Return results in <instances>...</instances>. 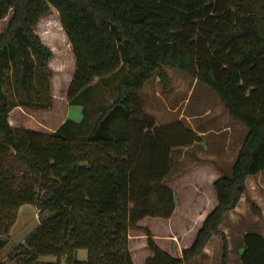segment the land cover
<instances>
[{
  "label": "trees",
  "instance_id": "trees-1",
  "mask_svg": "<svg viewBox=\"0 0 264 264\" xmlns=\"http://www.w3.org/2000/svg\"><path fill=\"white\" fill-rule=\"evenodd\" d=\"M70 47L74 74L66 119L44 135L12 128L16 108L52 109L51 51L34 33L51 10ZM0 252L19 209L37 210L39 225L0 264H133L128 232L137 229L153 255L145 264H191L245 193L248 177L264 174V0H0ZM164 69L213 94L246 133L229 175L212 183L216 206L191 245L175 258L160 249L145 218L169 220L175 196L167 187L171 152L201 139L180 122L156 129L140 92ZM116 96L92 105L91 90L116 74ZM78 251L86 261L76 260ZM50 258L53 262H43ZM240 264H264V240L242 238Z\"/></svg>",
  "mask_w": 264,
  "mask_h": 264
},
{
  "label": "rangeland",
  "instance_id": "rangeland-1",
  "mask_svg": "<svg viewBox=\"0 0 264 264\" xmlns=\"http://www.w3.org/2000/svg\"><path fill=\"white\" fill-rule=\"evenodd\" d=\"M5 24L6 20L0 23V31L5 27ZM34 33L52 53V58L48 63V67L53 74L51 80L52 109L47 112L14 109L10 113L8 120L12 128L50 135L68 117L71 121L79 123L83 116L81 112L82 107H68L67 105L66 93L74 74V62L68 42L61 30L58 14L52 9L47 16L39 21ZM164 72L168 78L169 89L164 91L159 80H157L158 75L154 74L153 78L148 82L149 88L152 92L157 91L159 98L148 99L146 101L142 99L144 111L154 117L158 124H173V122H176L180 118L181 121L179 122L186 129L192 126L197 130H211L201 138L200 143L189 148L175 149L171 152L174 169L166 183L169 184L171 182V187L176 193L175 204H177V214H175L176 216L173 218L171 224L177 227L175 231H179L181 234L183 232L182 235L176 236L175 239L179 248H184L190 239L195 238L197 230L195 214H191L195 203L191 204L187 202L188 199L186 198L190 196V192L195 190V185H198V183L202 187H209V183L214 180L215 176L220 177L221 175L230 174L229 166H227L230 161L228 158L223 162L226 169L220 172L210 173L204 170V166L201 165L208 163V159H212L209 158L210 155H218L220 143L222 142L219 131L223 128L226 117L223 109L218 104L219 102L217 103V98L203 86L176 71L164 69ZM120 78L121 73H118L95 85L91 90L92 105H89L88 101H85L86 109H97L100 106L109 105L116 96V87ZM192 115L198 118L189 124L186 123L185 118ZM235 149L234 144L228 147V150L231 152H235ZM222 167L224 166L222 165ZM211 190L213 191L212 187ZM252 210L259 212L255 206H252ZM33 214L31 208H23L21 211L17 225L19 237L31 232L36 224L39 225V220L35 219ZM137 226L147 228L152 236H157L153 237V240L160 249L172 257L177 256L178 250H170L169 246L171 242H166L167 239L172 238V235L170 237L166 236L170 232V223L166 220L145 218ZM223 228L224 230L230 228L228 229V233H230L232 226L228 222H225L220 231ZM129 233L131 237H143L142 240L131 242V249H137L138 251L135 254L137 256L136 264H139L142 258H151L153 255L146 247V238L143 236V233L137 229L130 230ZM161 235L165 236L161 237ZM182 236L185 238L184 242ZM19 237H13V242L15 243V239ZM156 238L166 240H156ZM235 245V243L234 245L232 243L233 247ZM79 257L81 256H78L76 260L81 262ZM147 259H145L144 264ZM218 264H221L219 259Z\"/></svg>",
  "mask_w": 264,
  "mask_h": 264
},
{
  "label": "crops",
  "instance_id": "crops-1",
  "mask_svg": "<svg viewBox=\"0 0 264 264\" xmlns=\"http://www.w3.org/2000/svg\"><path fill=\"white\" fill-rule=\"evenodd\" d=\"M157 80H158V78H157ZM140 97H141V101H142V99H144L146 101L148 99L149 100L158 99L159 95H158L157 91L152 92V90L149 88V83L147 82L146 84L143 85V87L141 89ZM217 103H218V101H217ZM142 104H143V101H142ZM142 107H143L142 108L143 113L146 114L148 117H150L151 115H149L146 111H144V105H142ZM19 109L20 108H16V110H19ZM223 112H224V110H223ZM224 114H225L226 120H224L223 128L220 129V131H219V134L221 135V141H222L220 143L219 153H218V155L210 153L213 156L210 155L209 158H212V159H208L209 160L208 163L201 164L202 166H204L203 169L210 172V173L220 172L222 170H225L226 167H225V164L223 162H225L226 161L225 159H227V158L230 160L227 166H229V170L231 169V166L235 160L236 154H237V152L241 146L242 140H243L245 133H246L245 129L241 125L230 120L228 115L225 112H224ZM150 118L153 120L156 129L166 127V126H169L170 124H172V123L158 124L154 117L151 116ZM197 118L198 117H195V115H192V116L186 117L185 121H186V123L189 124V123H191V121H194ZM68 119H69V117H68ZM179 121H181L180 118L176 122H179ZM8 122H9V120H8ZM173 123H175V122H173ZM188 129H190L192 132H194L200 139L205 134H207L211 131V130H206V129L205 130H203V129L197 130V129L193 128L192 126H190V128L188 127ZM232 144H234L236 147L235 152L234 151L231 152L228 150V147ZM222 165L224 167H222ZM198 168H200V167H198ZM173 169L174 168L172 167V173H173ZM217 178L218 177L215 176L214 180H216ZM213 181H211L209 183V187L208 186L202 187L198 183V185H195L196 188H195V190L192 191L193 193L190 192V196L188 198H186L189 200V201L187 200V202H189L191 204L195 203L194 209H192L191 214H195V222H197V230L200 228V226H201L204 218L207 216V214L216 206V199H214L215 198L214 193L211 190ZM167 187L170 188L172 190V192L174 193L175 201H176V193H175L174 189L171 187V182L169 184H167ZM199 205H202V206H199ZM252 206H255L259 212H254L252 210ZM23 208H31V212L34 213L33 215H34L35 219L37 218V220H38L37 210L35 208L30 207V206H23L19 209L16 223L10 231L9 242L5 246V248L0 252V262H3L6 260L8 255H10L11 252L13 251L14 247H16L18 245H22L23 242L25 241V239L38 226V224H36L35 228L31 232H29L28 234H26L24 236L19 237L20 235L18 234L17 225H18L19 215L21 214V211L23 210ZM175 214H177V204L175 206V210H174L171 218L169 220H166L168 223H170V227H169L170 232L168 234H166V236L168 235L170 237V235H172V238L167 239V240L161 239V238H156V240L160 239V240H166V242L167 241L171 242V245L169 246L170 250H172V251L178 250L177 256L175 258H180L182 250L188 248L189 245H191L194 238L190 239L184 248L183 247L179 248V245L177 244V242H176L177 240L175 239V237L182 235L183 232L181 234V232L175 231V229L177 227L175 225L171 224L173 218L176 216ZM182 218H183V216H182ZM225 222H228V224L230 226H232L230 233H228L229 232L228 229H230V228L225 229V230L223 228L222 231H220L222 225ZM197 230H196V232H197ZM219 232L224 235L226 242H227V250H228L227 264H240L239 258H240L241 252H242V238L245 234H256V235H259L260 237H262V239L264 240V174H259L256 176L248 177L246 179V181H245V193L243 194V196L239 200L236 208L224 216L223 222H222L221 226L219 227ZM162 236H165V235H161V237ZM13 237L14 238L19 237L18 239H15V241H16L15 243L13 242ZM153 237H157V236H153ZM182 237H183V242H184L185 238H184V236H182ZM135 239H137V240H135ZM142 239H143L142 236L131 237L130 233L128 232V249H129L133 264H136L137 256H135V254H137L138 251H137V249L136 250L131 249V242L142 240ZM232 243H233V245H234V243L236 244L235 247L232 246ZM221 253H222L221 237H220V235H212L211 239L205 245L202 254L200 256L194 258L191 261V264H214V263L218 264V259L221 260ZM78 256H81V257H79V259H81V262L86 261V252L85 251H78L76 253V259ZM145 259H147V258L140 259L141 261L139 260L140 261L139 264H144ZM42 261L43 262H53V260L50 258L42 259ZM220 263H221V261H220Z\"/></svg>",
  "mask_w": 264,
  "mask_h": 264
},
{
  "label": "water",
  "instance_id": "water-1",
  "mask_svg": "<svg viewBox=\"0 0 264 264\" xmlns=\"http://www.w3.org/2000/svg\"><path fill=\"white\" fill-rule=\"evenodd\" d=\"M62 264H65L64 262Z\"/></svg>",
  "mask_w": 264,
  "mask_h": 264
}]
</instances>
